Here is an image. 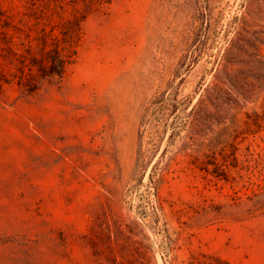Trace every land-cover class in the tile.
I'll return each mask as SVG.
<instances>
[{
	"label": "rangeland",
	"instance_id": "374dc122",
	"mask_svg": "<svg viewBox=\"0 0 264 264\" xmlns=\"http://www.w3.org/2000/svg\"><path fill=\"white\" fill-rule=\"evenodd\" d=\"M0 264H264V0H0Z\"/></svg>",
	"mask_w": 264,
	"mask_h": 264
},
{
	"label": "trees",
	"instance_id": "16d2710c",
	"mask_svg": "<svg viewBox=\"0 0 264 264\" xmlns=\"http://www.w3.org/2000/svg\"><path fill=\"white\" fill-rule=\"evenodd\" d=\"M48 57L50 62L48 75L53 76L56 74L61 76L65 70V66L68 63V60L60 58V54L58 50H54L52 53L48 55ZM166 100L170 102L173 111H176L178 105L176 101V96L171 98L170 95L166 96V94L163 93L153 102V110H152L153 114L156 112H160L163 109V104ZM139 159H140V150H139Z\"/></svg>",
	"mask_w": 264,
	"mask_h": 264
}]
</instances>
